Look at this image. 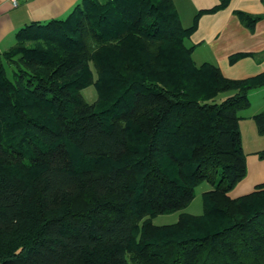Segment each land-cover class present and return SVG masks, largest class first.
<instances>
[{"label": "trees", "instance_id": "obj_1", "mask_svg": "<svg viewBox=\"0 0 264 264\" xmlns=\"http://www.w3.org/2000/svg\"><path fill=\"white\" fill-rule=\"evenodd\" d=\"M195 29L174 0H83L0 53V264H264V184L229 196L264 73L198 66ZM254 121L264 134V111ZM205 182L201 215L154 224Z\"/></svg>", "mask_w": 264, "mask_h": 264}, {"label": "crops", "instance_id": "obj_2", "mask_svg": "<svg viewBox=\"0 0 264 264\" xmlns=\"http://www.w3.org/2000/svg\"><path fill=\"white\" fill-rule=\"evenodd\" d=\"M83 0H30L13 7L9 0H0V53L11 49L16 34L24 27L66 18ZM185 28L196 29L187 39L194 47V62L201 66L216 65L229 79H247L264 73V0H230L228 6L208 12L219 5V0H174ZM206 13L198 16L200 12ZM263 16L254 30L243 24L237 12ZM183 14L186 24L183 23ZM244 54L236 62L231 58ZM251 105L240 112V129L246 154L247 174L229 196L233 199L254 192L264 184V159L258 152L264 150V134H260L254 116L264 111V87L249 95ZM261 100L258 103L254 101ZM243 126L246 129L244 134Z\"/></svg>", "mask_w": 264, "mask_h": 264}, {"label": "rangeland", "instance_id": "obj_3", "mask_svg": "<svg viewBox=\"0 0 264 264\" xmlns=\"http://www.w3.org/2000/svg\"><path fill=\"white\" fill-rule=\"evenodd\" d=\"M102 1H105V0H102ZM183 20H184L183 23L185 22L184 24H186L185 14H183ZM82 93H83L84 98L89 103L95 102L98 98V93H97L95 86H91V87L85 89ZM260 101L261 100L255 99L254 102L258 103ZM244 128L245 127L243 126V131L245 134L246 129H244ZM212 189H213V187L207 182L201 184L196 190L195 199L186 209H184L183 211L175 212L173 214L159 215L153 219L154 224L158 225V226H162V225H170V224L176 223L178 221L179 215L182 212L192 214V215H201L203 213V198H202L203 193L210 191Z\"/></svg>", "mask_w": 264, "mask_h": 264}, {"label": "built area", "instance_id": "obj_4", "mask_svg": "<svg viewBox=\"0 0 264 264\" xmlns=\"http://www.w3.org/2000/svg\"><path fill=\"white\" fill-rule=\"evenodd\" d=\"M30 0H9L10 4L13 6V7H19L20 5H22L23 3H26Z\"/></svg>", "mask_w": 264, "mask_h": 264}]
</instances>
